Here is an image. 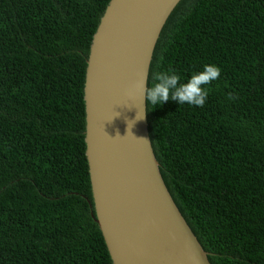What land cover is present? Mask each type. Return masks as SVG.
Returning <instances> with one entry per match:
<instances>
[{"label":"trees","instance_id":"16d2710c","mask_svg":"<svg viewBox=\"0 0 264 264\" xmlns=\"http://www.w3.org/2000/svg\"><path fill=\"white\" fill-rule=\"evenodd\" d=\"M109 0H0V264H112L95 222L84 80ZM201 106L146 101L162 178L211 264H264V0H180L149 66Z\"/></svg>","mask_w":264,"mask_h":264},{"label":"water","instance_id":"95a60500","mask_svg":"<svg viewBox=\"0 0 264 264\" xmlns=\"http://www.w3.org/2000/svg\"><path fill=\"white\" fill-rule=\"evenodd\" d=\"M180 0H109L84 80L92 216L112 264H211L172 198L148 132L147 78L160 31ZM137 112L142 119L136 120ZM143 138V139H139Z\"/></svg>","mask_w":264,"mask_h":264},{"label":"clouds","instance_id":"9594fccd","mask_svg":"<svg viewBox=\"0 0 264 264\" xmlns=\"http://www.w3.org/2000/svg\"><path fill=\"white\" fill-rule=\"evenodd\" d=\"M221 70L215 65H205L204 70L194 73L186 83H180L181 77L175 72L168 70L163 72H153L152 79L154 83L150 87H144L143 80L138 81L134 88L143 92V99L150 103L153 107L162 105L170 99L178 104H189L195 106H203L209 95V89L206 87L213 80L217 79ZM137 112L134 120L128 121L134 125L136 120L142 119ZM143 139V138H139Z\"/></svg>","mask_w":264,"mask_h":264}]
</instances>
